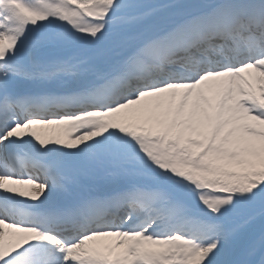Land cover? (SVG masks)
I'll list each match as a JSON object with an SVG mask.
<instances>
[{"label":"rangeland","instance_id":"rangeland-1","mask_svg":"<svg viewBox=\"0 0 264 264\" xmlns=\"http://www.w3.org/2000/svg\"><path fill=\"white\" fill-rule=\"evenodd\" d=\"M8 1L16 3V0ZM229 1L232 0H99L76 5L68 0H37V3L40 2L38 6H44L50 14L57 15L59 20L57 24L56 20L49 21L43 31H33L29 39L34 42L37 40L32 51L47 65L50 61L61 62L72 58L77 70L78 67L94 64L103 58L120 56L121 65L110 72L113 74L133 60V56H139L146 47L141 44L148 42V34L152 37L162 36L170 31V26L177 20L185 23L201 14L213 12L216 8L219 11L228 9L226 3ZM250 1L252 0H237V6H247ZM19 14V21L24 19V29L28 28L33 19H29L25 11H20ZM12 15L9 10L4 16L12 21ZM14 20L15 17L13 23L9 24L8 34L11 33ZM40 34L42 37L37 39ZM243 35L244 29L237 28L230 38L244 42ZM209 39L227 43L228 38L216 32ZM213 44L220 49L224 48L223 45ZM9 48H15V43L11 42ZM192 51L196 50L193 48ZM2 63L0 68L5 70L7 66L4 64H8V61L4 60ZM263 65L264 63L261 66ZM261 66L219 78V88L214 93L217 116L209 125L207 138L202 146L191 141L177 143L169 140L164 143L139 132L116 130L103 135L98 132L96 141H100L97 149L99 152H94V156H97L96 163L101 164L98 162L101 156L108 159L107 165L113 163L117 167L115 182H103L106 175L100 176L101 173L96 172L99 167H94L92 172H96L95 178L101 179L100 183H108L107 189L85 193L84 188H78L70 194L55 197V202L75 203L88 200L89 197L93 199L100 192L123 185L121 180L129 177L138 181L144 190L153 191V200L157 199V207L161 208L157 215L168 214L174 218V208L179 211L180 205L187 204L211 215L212 220L204 223L197 219L193 222L187 219L184 221L188 222L187 226L168 224V227H152L147 224L141 225L139 229H131L134 231L132 233L108 232L110 238L105 246V254L109 253L115 264H221L224 254L245 244H249L251 248L246 250V259L242 264H253L264 246V188L260 187V180H263L264 175L254 174L257 167L264 165V104L259 103H264V82L257 78L258 75L264 76ZM160 74L158 72L157 76L151 78H163ZM105 75L103 76H110ZM11 81L12 75H9L7 81H1V84L4 86ZM34 82L35 80L25 85H11V88L32 91ZM126 116H123V122L127 121ZM180 121L182 124L188 122L187 119L179 120L178 123ZM244 121L248 122L249 128H243ZM48 140V136H45V140L38 141L39 146H50ZM260 148L263 152L257 155L256 149ZM244 150L249 151V174L245 172ZM72 166L71 163L59 165L55 171L66 177L72 176ZM260 177L262 178L258 179ZM5 179L9 177L5 176ZM97 181L92 179L89 185L97 189L100 185ZM37 184L42 186L45 183ZM170 198L177 200L172 209L165 202ZM124 218L127 221L129 217ZM121 223L111 224L118 226ZM189 226L197 228V233L195 229L191 230L196 235L186 234ZM82 240L71 246H78ZM57 257H61L60 252H44L41 249L25 253L21 257L24 259L21 264L33 261L38 264H54L52 260ZM64 260L67 261L65 264H77L75 259ZM163 260L165 261L162 262ZM80 264L91 262L87 259Z\"/></svg>","mask_w":264,"mask_h":264},{"label":"bare ground","instance_id":"bare-ground-1","mask_svg":"<svg viewBox=\"0 0 264 264\" xmlns=\"http://www.w3.org/2000/svg\"><path fill=\"white\" fill-rule=\"evenodd\" d=\"M68 1L76 5H86L99 0ZM261 1L252 0L250 1L252 3L249 2L247 6H242H246L244 9H250L251 12L248 11L250 14L256 13L259 16L260 13H264V4ZM39 3H37V0H16V3L0 0V66L3 65L2 62L4 60L8 61V64H4L7 66L5 70L0 68V82H6L7 76L12 75V79L14 78L12 81L13 85H25L35 80L32 87L34 89L39 87L45 91L48 89L62 90V93L73 91V93L67 94L69 96L76 95L77 89L81 87L82 83L89 82L90 86L85 90H88L89 93L94 92L95 87L99 85L94 82H99V79L104 77L103 75L111 72L116 66H120L122 57L116 55L113 58L111 57L112 59L103 58L94 64L78 67V69L76 68L77 70H75L72 58L61 62L50 61L49 65H47L35 56L32 51V46L37 40L35 42L32 40V42L29 38L33 31H38L39 29L43 31L49 25V21L56 20L55 23L57 24L59 19L57 15L50 14L49 10L44 6H38L37 4ZM236 4L238 5L237 0ZM9 10L13 14L12 21H9L4 16L7 15ZM18 11L19 13L20 11H25V15L29 19H33L30 26L28 23V28L24 29L23 27L24 19L21 22L19 21L21 16ZM14 17L16 20H14L11 33L8 34L10 32V29L8 30L9 24L13 23ZM199 25V29H204L202 33L206 37L210 36L209 23L207 24L203 20ZM252 26L255 28V34L257 35L254 39H258L264 44V23L253 22ZM216 30H218L217 27ZM41 37L42 34L38 35L37 39ZM157 37V35L152 37L148 34L147 40L156 42ZM11 42L15 43V48H9ZM262 63H264V59L257 61L256 64L261 66ZM261 69H264V65L261 66ZM201 77V79L197 78L186 82H159V80L150 79L148 84L137 88L138 90L136 89L137 91H134L135 94L131 97L124 98V101H116L112 98L108 107L103 108L101 111H91L88 113L90 116L85 118L77 119L75 116L73 118L63 115L61 116L62 118L50 117L51 122H47L48 118H46V121L44 119L38 122L33 120L21 122L20 117L17 115L12 128L0 129V154L6 142L14 141L16 144L22 143V145L29 143L32 147H38V141L45 140V136H48L49 142H47L51 147L42 146L47 159L46 163L49 165L58 163L62 166L71 163L73 172L72 176L69 175L68 177L54 173L52 179H50L52 180V186L49 191L36 184L24 181L16 184L14 181H5L0 178V192L1 188H3L2 196L8 199V197H14L15 194L19 193L17 196H23L29 203H33V206L37 207L39 205L41 207L42 203L46 202L45 200L48 199V201H51L50 204H53L55 197L70 194L74 189L79 188L80 190L84 188L85 193L107 189L106 185L108 183H100L101 179L95 178L94 173L99 171L101 173L100 176L106 175L102 179L103 182L110 180L109 183H113L116 179L114 174L117 171V167L113 163L107 165L106 161L108 159L104 156L98 159V162L101 163L100 165L96 163L97 156H94V152H99L97 149L100 141H96L98 132H101L102 135L116 130H122L127 133L139 132L164 143L169 140L177 143L191 141L197 146H202L207 138L208 127L217 116L214 93L219 88V78L226 77L220 75L217 71L206 72ZM257 78L264 82L263 75H258ZM223 81L221 80V82ZM4 102L2 104H8V101ZM124 115H127L126 122H123L122 119ZM78 116L83 117L85 114H78ZM26 118L22 116V120ZM184 119L188 120L186 124H182L181 121L178 123L179 120ZM55 120L56 122H52ZM171 136L173 139H171ZM24 140L26 142H23ZM66 140H68L67 144L65 143ZM54 143H58V145ZM94 167L99 168L93 173ZM21 170L23 173L29 172L28 169L22 167ZM92 179L98 180L97 182L100 185L97 186V189L89 185ZM121 182L127 187L140 186L138 181L129 177L123 178ZM125 192L130 193V190ZM52 198L54 201H52ZM115 207L122 211L126 208V205L120 207L119 204H116ZM137 218L136 214L130 215V220L125 224L124 228L133 226L135 223L137 225L143 224V221ZM2 222L5 223V221ZM32 224L38 225L33 220H28L27 225H24V227L12 226L9 228L0 224L1 264H7L8 255L18 254L17 257L19 258L22 254L20 248L27 238L34 236V234H40V230L32 228ZM83 228L86 227L81 229ZM110 230H96L102 233L97 235L90 233L88 236L86 234L79 236L78 239H83V241L78 246L63 248L65 242L54 235H51V237L56 242V245L46 241L40 246L43 251L56 250L66 260L74 258L76 263L80 264L87 258L91 261L93 258L98 259L99 253L105 251V246L110 238V234L106 233L110 232ZM57 261V264H65L67 262L61 259Z\"/></svg>","mask_w":264,"mask_h":264},{"label":"trees","instance_id":"trees-1","mask_svg":"<svg viewBox=\"0 0 264 264\" xmlns=\"http://www.w3.org/2000/svg\"><path fill=\"white\" fill-rule=\"evenodd\" d=\"M241 132H243V131L241 130ZM263 151H262V148L256 149V153H258L257 155H260L259 153H262ZM248 152L249 151L244 150V156H245V158H243V159L246 162L245 163V165H246L245 166V169L248 171V172L245 171L246 174L247 173L248 174L250 173L248 167H250L249 163H251V162H247L248 161V159H247L248 158L247 157ZM254 172H255L254 173L255 175H259V176L260 175L261 176L264 175V165L263 166H260L259 168L257 167ZM261 178L262 177H260L258 179H261ZM258 179H256V180H258ZM260 181L262 182V184H260V187L261 188H264V178H263V180L261 179ZM257 190H262V189H258L257 188ZM234 244L236 245V242ZM247 248L248 249L250 248V245L249 244L237 246V248L235 250H233L231 252L229 251L228 253H226V254L223 255L221 264H239V263H241V261H243V256L245 255ZM263 263H264V248H263L262 253H261L260 257L258 258L256 264H263Z\"/></svg>","mask_w":264,"mask_h":264}]
</instances>
